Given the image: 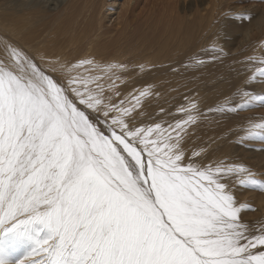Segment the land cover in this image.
Instances as JSON below:
<instances>
[{
    "label": "snow or ice",
    "instance_id": "1",
    "mask_svg": "<svg viewBox=\"0 0 264 264\" xmlns=\"http://www.w3.org/2000/svg\"><path fill=\"white\" fill-rule=\"evenodd\" d=\"M3 43L0 237L34 242L21 264H264V227L255 234L243 222L244 205L222 182L234 175L237 186L264 190V178L243 165L196 164L179 132L173 142L160 124L132 125L133 109L77 71L92 61L61 65L65 80ZM257 77L264 58L237 89L242 102L220 111L264 106ZM255 139L264 140V121L241 142Z\"/></svg>",
    "mask_w": 264,
    "mask_h": 264
},
{
    "label": "rangeland",
    "instance_id": "2",
    "mask_svg": "<svg viewBox=\"0 0 264 264\" xmlns=\"http://www.w3.org/2000/svg\"><path fill=\"white\" fill-rule=\"evenodd\" d=\"M36 2L51 5L47 6L48 12L45 16L25 25L26 28L32 26L33 31H37L52 18L63 14L64 10L72 14L66 13L60 16L59 19L67 24V18L72 17L77 6L81 4V2L75 4L73 1L63 4V0H36ZM140 2L143 4L144 0ZM204 4L205 0H177L175 9L172 0L167 4L166 0H153L152 5L157 6L158 12H163L164 9L166 11L160 25L166 23L169 25L168 34L162 35L161 31L163 38H151L143 34L149 33V28H153L152 22H157L160 17L156 12H151L150 18L153 17L149 19L151 26L140 23V38L120 41L122 47L119 46V48H129L127 56L136 59L135 62H128L127 65L136 68L139 65L137 62H140V72L152 77L149 81L140 84V90L144 95H140L137 90L133 91L135 99L133 97L129 101L124 100V107L133 109L131 112L135 118L140 117L139 121L131 122L135 127L160 124L162 128H167L178 122H185L181 124V129L178 131L179 147H182V151H187L191 139L195 143L199 140L200 143H206L205 148L199 150L203 156L213 155L216 157L215 163L219 164H226L227 159L230 164L243 165L251 173L264 178V146H260L264 145V140L241 142L242 136L247 132L245 129L250 127L251 122L264 121V106H254L233 112L220 111L232 103L242 102L241 97L237 95V89L244 85L240 81L233 85L235 88L231 93L232 98L225 100L226 98L220 97L225 89L227 92V81H237L231 78L249 74V68L243 70L245 58L241 54L250 56V42L246 38H258L260 41L264 39V32H261L259 28L250 30L260 17V14L255 15L256 5L261 6L260 11L263 12L264 0H223V9L217 11L221 13L220 21L223 12H229V10L226 11L227 9L235 8L234 12L230 10L234 15L225 17V22L221 21L215 26L208 33L207 38L198 34L201 14L207 13ZM252 7L253 11L248 10ZM139 9L140 7L137 11ZM36 11H42V9L36 8ZM241 13L244 14L243 19L239 16ZM147 16L148 13L145 11L140 16V20H145ZM83 19V17L78 18L81 25H83ZM261 25L264 27V21ZM5 38L13 37L5 34ZM115 39L118 38H96L100 44H112ZM193 43L197 44L194 50L190 49ZM221 43H224L223 47ZM262 43L258 42L257 46L261 45V48L255 49L257 54L254 57L258 60L264 58ZM224 46L228 51H232L231 57L227 55ZM112 48L116 49L117 46ZM116 60L121 63L120 58ZM124 68L121 70V67H117L114 72H123ZM247 70L246 74L242 73ZM251 87L258 93L264 92V79L257 77ZM120 90V87L115 90L107 87L105 95L108 96L112 91ZM116 104L119 105V102ZM189 130L193 133L187 136ZM208 131H212L209 139L206 137L209 134ZM232 153L237 158L236 162L232 160ZM222 182L226 183L235 198L239 197L241 202L238 206L244 205L241 211L243 222L255 230V234H259L258 230L264 227L261 221V217L264 216V212L261 213V207H264V190L237 186V177L234 175L224 176ZM246 197L248 198L244 200ZM33 246L34 242L26 236L8 233L0 237V264H21L22 260L32 259L33 257L28 253Z\"/></svg>",
    "mask_w": 264,
    "mask_h": 264
},
{
    "label": "bare ground",
    "instance_id": "3",
    "mask_svg": "<svg viewBox=\"0 0 264 264\" xmlns=\"http://www.w3.org/2000/svg\"><path fill=\"white\" fill-rule=\"evenodd\" d=\"M71 1L75 2V4L81 2V4L75 9L73 16L67 18V24L62 22L59 18L66 13L69 15L72 14L64 10L63 14L52 18L50 22L37 31H33L32 26L26 28L25 25L41 19V16H45L48 12L47 6L49 4L42 5L41 2H36V0H0V59L7 58L3 42H9L23 49L31 57L35 58L36 62L47 72L52 73L54 77H60L65 80L67 78V73L59 70L61 65L77 64L81 60H90L93 62L91 66L85 65L77 71L85 76L97 77L99 83L104 86L105 93L107 87L114 90L117 87H120L121 90L119 92L112 91L108 95L112 98L113 103L124 102V100L129 101L135 96L133 91L136 90L140 92L141 95L143 91L140 90V84L149 81L152 77L140 72V62H137L139 65L136 68L127 65L129 64L128 62H135L136 59L134 60L132 57L127 56L129 48H119V46L122 47L120 41H129L130 39L140 38V23H147L146 25L150 27L151 23L149 19L153 18H150L151 12H156L160 17L157 22H152L153 28H149V33L145 32L143 34L151 38H163L162 35H166L169 32V25L167 23L162 26L160 25L163 16L166 14L165 9L163 12H158L156 9L157 6L155 7L152 5L153 0H144L143 4L140 0H63V4ZM168 2H171V0H166V4ZM172 2L173 8L176 9L177 0H172ZM204 6L207 8V13L201 14L198 34L203 38H207L208 33L211 32L215 26L219 25L221 21L225 22V17L229 18L234 15L230 10L234 12L235 8L227 9L226 11L229 10L228 13L226 12L227 14L224 11L220 21L221 13H217V11L223 9V0H205ZM139 7L140 9L137 11ZM36 8H41L42 11H36ZM250 9L252 10L254 8L252 7L248 10ZM255 9L257 12L255 15L260 14V17L255 21L254 27H251L250 30L259 28L261 32H264V27L261 25L262 21H264V10L261 12V6L258 4ZM145 11L148 13L147 18L145 20H140V16ZM79 17L84 18L82 21L83 25L78 22ZM250 25L252 24L250 23ZM5 34H8L13 38H5ZM96 38L118 39H115V42L112 44H100ZM246 40H249L250 42V56L243 53L241 56H244L245 58L243 70L249 68V74L247 76L240 75L238 78H231L236 79L237 81H227V92L225 89L220 97L226 98L225 100L232 98L233 94L231 93L235 88V86L233 87L235 83L240 81L245 84V81L248 80L251 75L254 62L259 61L258 58L254 57L257 54L255 53V49L256 47L259 49L261 48V45L257 46V43L263 42L262 44H264V39H261L260 41L258 38L252 37L246 38ZM223 44L224 43H221L220 45L223 47ZM115 46H117L116 49L112 48ZM196 47L197 44L193 43L190 49L194 50ZM224 50L229 57L232 56V51H228L225 46ZM116 58H120L121 63L118 62ZM125 65L127 66L125 67ZM109 66L112 67L109 68ZM117 67H121V70L124 67L125 68L123 72L116 73L114 72V69ZM53 69H57V71L53 73ZM247 72L248 70L243 71L242 73L246 74ZM75 74L76 73H73V75ZM92 86L94 87L95 85ZM184 109H187V107H184ZM139 120L140 117L135 118L131 112L130 122ZM180 129L176 128V124H173L171 127L162 128L165 135L172 136L173 142L176 140V134ZM248 129L249 127L245 130L247 131ZM187 132V136L188 134L191 135L193 133L191 130ZM208 132L209 134L206 137L209 139L212 135V131ZM196 143L193 139L189 141L187 151H183L186 158L204 167L219 164L215 163V156H203L200 153L199 150L205 148L206 143H200L199 140ZM260 146L263 147L264 145L261 144ZM194 153L198 155H194ZM209 153L212 154L214 152ZM231 157L233 161H237V158L233 153L231 154ZM225 163L230 164L227 159L225 160ZM247 198L248 197L244 198V200ZM236 200L238 203L241 202L239 197H236ZM262 211L264 212V207H261V213ZM261 221L264 223V216L261 217Z\"/></svg>",
    "mask_w": 264,
    "mask_h": 264
}]
</instances>
